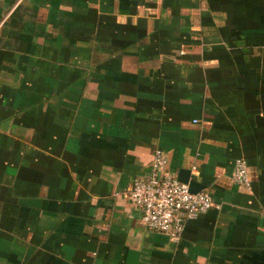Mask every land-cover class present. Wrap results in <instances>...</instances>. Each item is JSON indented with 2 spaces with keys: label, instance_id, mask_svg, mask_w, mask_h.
Instances as JSON below:
<instances>
[{
  "label": "crops",
  "instance_id": "obj_1",
  "mask_svg": "<svg viewBox=\"0 0 264 264\" xmlns=\"http://www.w3.org/2000/svg\"><path fill=\"white\" fill-rule=\"evenodd\" d=\"M155 148L219 205L177 241ZM0 264H264V0H0Z\"/></svg>",
  "mask_w": 264,
  "mask_h": 264
},
{
  "label": "built area",
  "instance_id": "obj_2",
  "mask_svg": "<svg viewBox=\"0 0 264 264\" xmlns=\"http://www.w3.org/2000/svg\"><path fill=\"white\" fill-rule=\"evenodd\" d=\"M233 182L239 189L251 190L249 170L242 158L235 160ZM127 197L142 210V221L147 227L173 241L181 238L188 219L219 207L208 193L192 192L188 184L180 182L168 170L166 154L159 148L153 151L150 174L134 179Z\"/></svg>",
  "mask_w": 264,
  "mask_h": 264
},
{
  "label": "water",
  "instance_id": "obj_3",
  "mask_svg": "<svg viewBox=\"0 0 264 264\" xmlns=\"http://www.w3.org/2000/svg\"><path fill=\"white\" fill-rule=\"evenodd\" d=\"M190 169L188 168H180L177 174V179L180 182L186 183L189 186V190L192 192H199L201 191L204 186L199 182L190 178Z\"/></svg>",
  "mask_w": 264,
  "mask_h": 264
}]
</instances>
